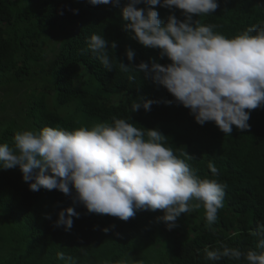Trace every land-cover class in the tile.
<instances>
[{"label":"trees","instance_id":"1","mask_svg":"<svg viewBox=\"0 0 264 264\" xmlns=\"http://www.w3.org/2000/svg\"><path fill=\"white\" fill-rule=\"evenodd\" d=\"M217 2L215 12L193 14V20L215 25L214 31L228 38L250 26L264 25V0ZM127 3L120 0L119 6H93L88 0H0V87L10 80L17 85L27 80L42 82L25 98L22 126H17L18 118H2L6 126L0 130V143L11 145L15 133L22 129L49 126L71 131L112 123L113 117L124 118L145 132L159 130L166 137V146L200 178L217 179L225 185L224 207L211 229L206 227L202 206L182 213L176 226L169 229L160 219L163 210H136L126 221L89 213L82 204L73 203L74 189L70 195L43 187L32 191L19 167H0V264H247L243 257L239 261L227 257L209 261L204 249L223 244L245 254L264 251L256 247L258 238L252 234L258 223H264V106L246 109L250 127L240 130L233 126L231 135L212 121L196 123L190 109L176 102L150 75L137 70L141 62L163 66L171 61L161 58L159 49L139 44L133 33L125 30L122 8ZM136 7L154 8L163 23L169 15L184 20L183 10L174 6L141 3ZM92 34L109 41L111 70L88 49ZM48 40L56 42L58 50L45 62ZM113 41L114 49L110 46ZM127 48L136 53L132 61L127 59ZM120 63L133 70L124 72ZM91 86H99V93ZM119 91L126 93L125 107L111 103V96ZM148 99L158 101L149 112L143 108L141 113L128 111L133 101ZM64 106L68 109L62 115L58 107ZM70 111L86 117L78 119ZM210 163L218 175L211 172ZM68 207H74L79 217H73L71 229L66 230L63 225L56 226V221L58 213ZM58 252L66 259L59 260Z\"/></svg>","mask_w":264,"mask_h":264},{"label":"clouds","instance_id":"2","mask_svg":"<svg viewBox=\"0 0 264 264\" xmlns=\"http://www.w3.org/2000/svg\"><path fill=\"white\" fill-rule=\"evenodd\" d=\"M88 2L93 6L120 4V0ZM141 3L174 6L183 10L184 20L169 15L167 23H163L154 8L136 7ZM218 6L217 0H128L122 8V18L133 39L144 47L159 49L161 58L166 56L171 61L163 66L154 61L150 66L141 62L137 70L150 75L176 102L190 109L196 123L212 121L224 134L231 135L233 126L240 130L250 127V112L246 109L264 106V25L250 26L228 38L214 31L215 25L193 20V14L208 15ZM71 11L78 13L76 9ZM108 45L101 34H92L87 46L111 70L113 60ZM110 46L114 49L115 42ZM135 55L133 49H126L129 61ZM120 68L124 72L133 70L123 63ZM129 79L134 81L136 77ZM119 93L123 96L116 103ZM125 98L126 93L119 91L111 96V103L114 107L124 106ZM154 103L158 101H133L131 110L127 109L133 113H141L139 109L149 112ZM165 141L166 137L157 129L145 132L144 128L115 117L112 123H96L71 131L49 126L22 129L15 133L11 145L0 143V167H19L22 179L31 182L32 191L43 187L70 195L74 189V204H82L89 213L125 221L136 210L159 209L164 212L160 219L171 229L182 213L202 206L206 227L211 229L224 207L226 186L217 179L200 178ZM209 168L218 175L214 164L210 163ZM73 217H79L74 207L60 211L56 226L71 229ZM252 234L258 238L256 247L264 249V223H258ZM204 251L209 261L222 257L239 261L243 257L247 264H264V251L249 250L245 254L223 244ZM57 257L66 259L63 252H58ZM67 259L70 261L71 257Z\"/></svg>","mask_w":264,"mask_h":264},{"label":"rangeland","instance_id":"3","mask_svg":"<svg viewBox=\"0 0 264 264\" xmlns=\"http://www.w3.org/2000/svg\"><path fill=\"white\" fill-rule=\"evenodd\" d=\"M45 53L46 58L45 62H47L51 57H53V51L55 52L58 50L56 42L52 40H48L45 43ZM36 81V83H35ZM42 85V82L40 79L36 80H27L22 85H17L15 82L8 81L4 87H0V130L4 129L6 126V120H3L2 118L6 116L9 120H15L19 119L16 124L17 126H22V123L24 121L25 110H27L26 103H24L25 98L28 94H31L30 90L34 88L35 86ZM91 89L94 91H99V86H91ZM123 94L119 93L117 96V99L115 102H119L122 98ZM52 101V100H51ZM24 103V104H23ZM68 107H58L59 113H62V111L67 110ZM24 110V111H23ZM74 115L77 116L78 119L84 120L82 118H85L86 116L82 112L77 111H70ZM64 115V116H68Z\"/></svg>","mask_w":264,"mask_h":264}]
</instances>
